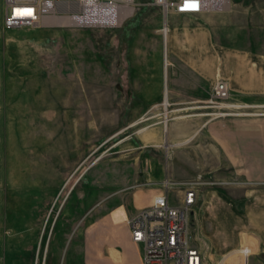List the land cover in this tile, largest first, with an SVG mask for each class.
<instances>
[{
    "label": "rangeland",
    "instance_id": "obj_1",
    "mask_svg": "<svg viewBox=\"0 0 264 264\" xmlns=\"http://www.w3.org/2000/svg\"><path fill=\"white\" fill-rule=\"evenodd\" d=\"M152 1L136 0L118 27L8 28L0 0V264H92L86 230L104 212L199 173L212 181L198 187L191 211L205 264H264V112L217 115L208 102L224 80L231 101L264 103V61L254 55L264 51V0H216L208 18L173 14L210 28L205 75L172 54L169 32L159 44L140 42L162 27ZM144 53L168 72L157 101L143 93L156 87L132 83ZM183 188H169L172 202ZM102 204L108 210L95 211ZM236 237L244 251L229 255ZM127 245L121 237L94 253L96 264H122Z\"/></svg>",
    "mask_w": 264,
    "mask_h": 264
},
{
    "label": "built area",
    "instance_id": "obj_2",
    "mask_svg": "<svg viewBox=\"0 0 264 264\" xmlns=\"http://www.w3.org/2000/svg\"><path fill=\"white\" fill-rule=\"evenodd\" d=\"M212 0H153L163 16L161 31H169L170 15H194L212 10ZM4 25L8 28L58 25L47 17H68L75 23L94 27H118L136 11V0H4ZM79 22V23H78ZM70 24V23H69ZM210 106L215 114L226 111H263L264 103L231 101L228 82L221 80L213 87ZM229 103V104H228ZM232 104V105H231ZM169 180L153 202L128 217L131 239L141 246L140 264H205L206 256L195 243L192 234L191 211L196 202L198 187L212 184L202 173L185 182L181 202L170 200ZM247 251V250H246Z\"/></svg>",
    "mask_w": 264,
    "mask_h": 264
},
{
    "label": "crops",
    "instance_id": "obj_3",
    "mask_svg": "<svg viewBox=\"0 0 264 264\" xmlns=\"http://www.w3.org/2000/svg\"><path fill=\"white\" fill-rule=\"evenodd\" d=\"M3 5H4L3 13H5L4 0H3ZM236 9H239L238 11H243L240 5L236 6V1H235L232 8V13L234 14V17H236V13H237ZM249 9L248 12L250 11ZM201 15L202 18L209 17V15L206 14V12H202ZM161 16H162V12H161ZM169 24H170V28L168 31L170 34L169 42L172 43V48H171L172 54L174 55L176 53H179L185 55L186 59H189L194 63L196 62L194 66H191V69L192 68L195 69L198 75H205L202 74L204 66L201 63L204 56L208 53V48L210 46L209 42L211 38V31L208 25L201 23L200 25L185 26L182 25L178 20H176L173 14L170 15L169 17ZM160 31L161 29L159 27L151 31L146 30L145 32H143L138 36L140 37V42H142V44L147 42L152 44H159L161 38ZM234 36H236V32H234ZM236 52H241V51L239 49L238 50L236 49ZM254 55L256 57L260 56L261 62L264 61L262 60V58L264 57V51L259 50ZM140 57L142 61L140 62L141 64L139 66L135 67L134 70L135 80L132 83L142 84V85L151 84L154 87H156L152 92L143 90L144 91L143 93L145 100L157 101L160 98L159 95L161 93L162 84L164 83L165 86V81L168 78L167 77L168 72L167 70H164L165 69L164 63H162L159 58H158L159 60L153 58L152 62H150L149 54L144 53ZM172 65H174L173 61H172ZM212 78L213 77H211V81H213ZM167 84L168 82L166 83V86L170 91V94L171 93L175 94L177 92L176 88L173 86L175 82L171 81L170 74H169V86ZM161 190L162 189L157 191L156 188H151V187L145 188L143 190H139L137 192H134L128 201L117 204L111 207L109 210L107 204L99 205V207L96 208L95 211L98 212L99 211L104 212L106 210L108 211H106V213L104 212L102 217L97 219V221L92 225H90L86 230L87 244L85 249L87 251L88 262L92 264H96L95 262L96 256H94L93 254L94 253L101 254L106 252V247L108 245L115 246L116 244L119 243L120 238L123 237L125 241L128 243V245L124 248L123 255H121V263L140 264L141 246L133 242L131 239L130 228L128 225V217L133 212L150 205L153 202V198L155 194L161 192ZM99 209H102L104 211H101ZM195 243L200 248H202L201 245L196 241V239H195ZM254 243L256 245V248H258L260 242L257 239H254ZM241 244L244 243H242L241 240L236 237V241H234L231 244L232 246L231 251H228L229 255L235 254L236 251L237 252L244 251L243 248H237ZM235 261L236 264H240L241 258L236 257Z\"/></svg>",
    "mask_w": 264,
    "mask_h": 264
},
{
    "label": "bare ground",
    "instance_id": "obj_4",
    "mask_svg": "<svg viewBox=\"0 0 264 264\" xmlns=\"http://www.w3.org/2000/svg\"><path fill=\"white\" fill-rule=\"evenodd\" d=\"M225 2H227V1H225ZM224 2V3H225ZM228 2H229V0H228ZM215 3H218V2H216V0H212L211 1V7L213 8L214 6H215ZM47 22H50V21H52V22H74L72 19H69L68 17H63V18H57V17H55V16H52V17H47L46 19H45ZM168 33V32H167ZM229 104V103H228ZM232 105V104H231ZM220 115H224V114H220ZM198 130H196L195 132H197ZM195 132H193V133H195ZM194 135V134H193ZM192 137V136H191ZM164 144L166 145V147L168 148V146H175V145H178V144H181V143H176V142H173V141H171V142H168V141H165L164 142ZM180 185V184H184V183H170L169 184V188L172 186V185ZM181 194H182V190H181Z\"/></svg>",
    "mask_w": 264,
    "mask_h": 264
}]
</instances>
